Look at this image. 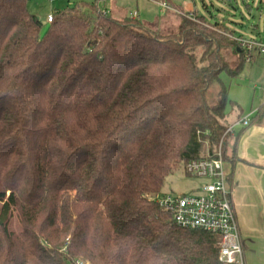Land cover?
<instances>
[{
  "label": "trees",
  "instance_id": "1",
  "mask_svg": "<svg viewBox=\"0 0 264 264\" xmlns=\"http://www.w3.org/2000/svg\"><path fill=\"white\" fill-rule=\"evenodd\" d=\"M27 1L0 0V264H222L220 236L154 196L219 147L233 166L222 76L255 59L243 37L196 14L161 35L100 0L42 33ZM263 123L264 105L246 126Z\"/></svg>",
  "mask_w": 264,
  "mask_h": 264
},
{
  "label": "rangeland",
  "instance_id": "2",
  "mask_svg": "<svg viewBox=\"0 0 264 264\" xmlns=\"http://www.w3.org/2000/svg\"><path fill=\"white\" fill-rule=\"evenodd\" d=\"M94 0H28V11L39 18L42 23V33L48 26L47 17L55 12L65 9H71L78 4H90ZM171 9H162V6L149 1L139 0H100L101 9L111 11L116 18H120L134 11L138 13L136 19L145 27L161 35L175 33L177 31L179 18L182 15L196 14L203 16L211 23L224 24L235 36H242L244 39L259 41L264 36V4L261 0H170ZM175 8H180L178 12ZM161 10L167 12L161 17ZM252 49L255 59L250 62L255 67V72L249 75L244 71L245 80L242 84H248L250 87L258 83V88L264 91V54ZM247 63L244 65L247 69ZM241 77V78H242ZM223 81L228 88L233 89L235 80L222 76ZM258 90V89H257ZM232 91L230 98H232ZM229 98V92H228ZM229 98V99H230ZM227 105V112L231 108ZM206 178L192 177L186 174L184 167L170 174L164 181L160 192L154 196L160 198L163 196L197 195L203 185L208 184ZM9 229L16 232L17 225L15 219L9 222Z\"/></svg>",
  "mask_w": 264,
  "mask_h": 264
},
{
  "label": "crops",
  "instance_id": "3",
  "mask_svg": "<svg viewBox=\"0 0 264 264\" xmlns=\"http://www.w3.org/2000/svg\"><path fill=\"white\" fill-rule=\"evenodd\" d=\"M131 14L128 13L129 16ZM165 14L161 10V17ZM250 62L247 61V65ZM244 71L251 75L255 67L250 64L247 69H243L235 78L233 89L231 86L228 88L229 98L231 91L233 94L228 106L231 110L227 112L226 108L225 120L229 128L232 127L231 137L234 139L238 132L239 136L234 149L233 166L228 162L223 163V166L236 214L244 264H264V123L248 127L239 124L245 116L252 115L264 105V91L258 88V83L252 87L243 85ZM232 138L230 142L234 141Z\"/></svg>",
  "mask_w": 264,
  "mask_h": 264
},
{
  "label": "built area",
  "instance_id": "4",
  "mask_svg": "<svg viewBox=\"0 0 264 264\" xmlns=\"http://www.w3.org/2000/svg\"><path fill=\"white\" fill-rule=\"evenodd\" d=\"M171 9L167 3L159 0H144ZM131 17L135 18L136 13ZM191 17V15H189ZM52 16L47 17L51 22ZM241 48L264 54V42L244 38H234ZM251 114L245 116L239 124L246 126ZM228 128L226 133L230 132ZM186 174L192 177L206 178L209 183L200 188L197 195L163 196L155 202L170 212L177 226L185 229H198L220 236L218 242L219 261L222 264H244L243 250L237 228L236 214L226 185V174L221 159L220 147L217 158L211 160H192L185 167ZM81 264V262H77Z\"/></svg>",
  "mask_w": 264,
  "mask_h": 264
}]
</instances>
